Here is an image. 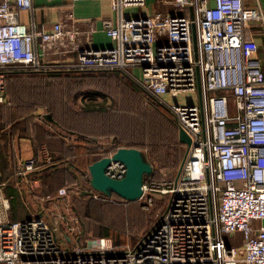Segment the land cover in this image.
<instances>
[{
	"label": "built area",
	"instance_id": "built-area-1",
	"mask_svg": "<svg viewBox=\"0 0 264 264\" xmlns=\"http://www.w3.org/2000/svg\"><path fill=\"white\" fill-rule=\"evenodd\" d=\"M254 2L160 0L170 10L149 13L147 0H110L114 19L101 23L114 46L96 49L90 20L67 12L52 30H38L34 0H0V105H9L11 67L117 70L167 106L191 139L176 177L144 182L143 208L165 195L166 209L136 247L118 249L106 238L82 246L79 238L70 248L68 233L42 215L9 221L10 203L0 195V264H264V81L256 46L245 39L250 23L264 26ZM186 95L198 101L167 102ZM40 160L53 162L45 146ZM38 162L19 164L17 176L29 179ZM105 173L123 179L126 166L112 161ZM235 232L243 247L224 241Z\"/></svg>",
	"mask_w": 264,
	"mask_h": 264
},
{
	"label": "trees",
	"instance_id": "trees-1",
	"mask_svg": "<svg viewBox=\"0 0 264 264\" xmlns=\"http://www.w3.org/2000/svg\"><path fill=\"white\" fill-rule=\"evenodd\" d=\"M5 76L9 105H0L2 127L13 124L11 127L19 130V136H33L38 143H47L51 150L54 146H62V161L69 162L77 171L89 169L95 161L112 155L120 148H136L142 153L147 149L146 158L151 165L157 163L160 167L177 168L187 150L179 140L178 123L169 108L143 90L128 73L63 65L38 70L16 66L8 68ZM80 99L83 104L77 106ZM97 99L101 100L96 103ZM108 100L112 101L111 107L103 105ZM41 109L48 112L47 120L78 136L82 144L69 145L35 123V115ZM111 136L115 144L106 152H100L96 143L93 145L91 142ZM53 162H38L34 172ZM14 168L17 177V164ZM14 175L11 181L15 180ZM48 177L45 186L52 185L51 188H56L59 182L61 186L70 187L77 181L67 168ZM153 177L155 174L146 175L144 182ZM113 197L117 198L113 203H100L91 197L87 200L84 217L94 224L99 223V238H108L114 244L122 242L120 237L133 235L136 247L153 228L155 221L138 208L140 200L129 202L116 193L105 198ZM11 204L13 208L16 206L14 199Z\"/></svg>",
	"mask_w": 264,
	"mask_h": 264
},
{
	"label": "crops",
	"instance_id": "crops-1",
	"mask_svg": "<svg viewBox=\"0 0 264 264\" xmlns=\"http://www.w3.org/2000/svg\"><path fill=\"white\" fill-rule=\"evenodd\" d=\"M151 8L149 13H153L158 11L159 9H167L170 10L169 6H164L160 4V0H147ZM264 10V0H258ZM249 5H254V0H246ZM34 21L38 30H52L54 24L58 22V20L64 19V16L67 12H71L73 16L76 18L86 21L90 20L93 23L94 33L92 35V42L90 43L91 48L96 49H108L109 47L114 46V41L106 36L102 29V19H114V13L112 12V8L110 6V0H87V1H77L72 2V0H34ZM71 11H70V10ZM20 20L22 23L29 24L30 22V14L26 11H23L20 16ZM81 28L88 29L86 24H81ZM245 39L247 42L254 44L256 46V57L258 58L261 70H262V80L264 81V26L259 22H252L245 30ZM70 59H75L73 56ZM5 106V105H2ZM37 115V113H36ZM35 115V116H36ZM41 119V120H40ZM1 122V121H0ZM35 123L39 126H42L50 133L58 136V138L63 140L65 143L69 145L78 146L82 144L79 141L78 136L62 129L61 127L54 124V122L50 119H46L44 116H36ZM13 125V124H12ZM2 127L0 123V154L4 156V161L0 160V195L7 199L10 203V209L7 211V219L10 221L9 212L13 211L12 201L16 203L15 207L18 209H23V204L25 202L31 201L32 203L38 204L36 208L38 213L44 216L45 210H49V203H52L51 206L56 205L57 203H61V201H68L69 197H71L70 191L72 192L78 186V180L76 183L72 184L70 187L61 186L60 182L56 185V188H51L45 186V181L48 179L50 175H58L62 171V169L66 168L61 166V163H65L62 161V146L51 150L47 143H38L39 141H35L33 136L23 138L21 135L19 136V130L16 127ZM29 140L30 144H32L33 156L29 158H34L39 160V163L42 164V160H40L41 150L45 146L47 150L52 155V160L54 161L52 165L44 168L43 170L36 171L29 175V179L18 178L14 175L16 168L15 165L21 164L19 161V151L16 150V144L20 140ZM54 145V144H53ZM60 146V145H57ZM51 150V151H50ZM27 158V159H29ZM26 159V160H27ZM25 160V161H26ZM10 161V164L8 162ZM24 161V162H25ZM44 164V163H43ZM61 166V167H60ZM69 172L77 173V169L75 166L69 163V167L67 168ZM14 175L15 180L11 181V176ZM17 175V174H16ZM52 187V186H51ZM73 187V188H72ZM31 188L30 193L27 194V190ZM58 189V190H57ZM65 190L66 193L61 194L60 191ZM46 190V191H45ZM56 194V196L54 195ZM53 196L54 199H58L57 202L54 200L46 202V199H50ZM74 197V194H73ZM30 199V200H29ZM52 208V207H51ZM18 210L17 212L19 213ZM33 211V210H32ZM49 212V211H48ZM70 220V219H69ZM12 221H20V220H12ZM11 221V222H12ZM51 224L55 226H59L57 217L55 216L54 221L48 220ZM73 222V220H70ZM57 223V225H56ZM76 227V226H75ZM108 239V238H106ZM110 240V239H109ZM111 241V240H110Z\"/></svg>",
	"mask_w": 264,
	"mask_h": 264
},
{
	"label": "rangeland",
	"instance_id": "rangeland-1",
	"mask_svg": "<svg viewBox=\"0 0 264 264\" xmlns=\"http://www.w3.org/2000/svg\"><path fill=\"white\" fill-rule=\"evenodd\" d=\"M147 11L151 8V5H149L148 1H147ZM70 10V9H69ZM144 10V9H143ZM71 11V10H70ZM135 12V10H132ZM131 73H133L137 78H140V73L138 70H134ZM82 99L79 100V102L77 103V106H81L83 104V101L81 102ZM99 100L101 99H97V102L95 100L96 103L99 102ZM197 97L196 95H186L185 97H179L178 100H173V99H168L167 102L169 104H179L180 102H188V103H195L197 102ZM111 103L112 101L108 100V101H104V106L106 107H111ZM77 106H75L77 108ZM149 106V105H148ZM235 112V108L232 105L231 106V110L230 113L233 114ZM47 111L46 109H41L40 111L37 112L36 116H46L47 115ZM41 120V119H40ZM93 143V145L95 144L99 149L100 152H106L109 151L115 144V140L114 137L111 136L110 138H97L95 141L92 140L91 141ZM16 150L19 151V161L22 163H24V161L33 156V151H32V144H30L29 140H20L19 142H17L16 144ZM186 152V151H185ZM184 152V155H185ZM144 157L146 158V155H148V150L146 149V151L143 152ZM184 155L182 156V160L180 162V165L184 159ZM0 160L4 161V156L2 154H0ZM148 160V159H147ZM5 162V161H4ZM8 164H10V161L8 162ZM179 167L177 168H169V167H160L158 166L157 163L152 164L153 167V172L152 174H155V177L147 179L146 183H151V182H156L157 183H161L163 182L165 179H173L174 177L177 176V173L179 171ZM61 166L68 168L69 167V162H65V163H61ZM60 166V167H61ZM76 171V170H75ZM75 171L71 174L73 176H75L78 180V186L76 187V189H74L72 192L70 191L71 197H69L68 201L63 202L61 201V203H57L56 205H52V203H49V210H45V214H44V218L54 221L55 216L58 217H62L63 219L66 218L65 221H63V224H61V220L58 218V224H59V228L60 230L63 232H67L68 235L72 238L73 241H66V243H64L66 246L73 248L74 246V242H76L77 239L80 238V244L82 246H87V242L89 240H97L99 238V234H97L99 232V229L101 227H99V223L94 224L93 222L87 220L84 217V212H85V208H87V200L89 201L91 199V197L93 198V196H96V199H94L95 201H98L100 203H102L103 201H109V203H113L117 198L113 197V198H109L106 199L105 197H108L104 194H101L99 192H93L91 190L90 187V179L91 176L89 175V169H84L83 171L78 170L77 173H75ZM49 182L51 184H53L52 180L49 179ZM48 184V182H46ZM52 186V185H50ZM51 187H49L50 189ZM31 188H29L27 190V194L30 193ZM46 191V190H45ZM82 191H87L89 194L88 195H83L81 192ZM74 194V197H73ZM56 196V194H54ZM104 196V197H101ZM53 196L52 198H48L46 199V202L54 200L55 202H57L58 199H54ZM154 203L147 207V208H143L144 203L140 200L139 202V209L141 211H143L144 213H147V215L149 216V219L154 220V226L153 228L156 226L158 220L160 219V216L164 214L165 212V202L167 199V196H161V195H154ZM30 200V199H29ZM23 209H18V207H14L13 211L9 212V217H10V221L12 220H28L31 217H34L35 215H41L38 213L37 211V207L38 204L32 203L31 201L25 202V204H23ZM52 207V208H51ZM18 210L19 213L17 212ZM33 210V211H32ZM49 211V212H48ZM77 220V224H74V222H71L70 220ZM112 223H114L113 221H111ZM76 226V227H75ZM68 227H75L76 228V232H71L69 230ZM152 228V229H153ZM151 229V230H152ZM150 230V231H151ZM149 231V232H150ZM148 232V233H149ZM144 234V233H142ZM146 236V235H145ZM120 237V236H119ZM144 238V237H143ZM132 239V242H130V240ZM133 239L134 236H126L125 238L120 237V240L122 242H116L113 244V247L115 248H123L125 246H129V247H134L133 243ZM224 241H226L227 245L231 246V247H243L244 246V240H243V236L242 233L240 232H235L232 235L230 234H226L224 235ZM112 243V241H111Z\"/></svg>",
	"mask_w": 264,
	"mask_h": 264
},
{
	"label": "water",
	"instance_id": "water-1",
	"mask_svg": "<svg viewBox=\"0 0 264 264\" xmlns=\"http://www.w3.org/2000/svg\"><path fill=\"white\" fill-rule=\"evenodd\" d=\"M179 140L186 145L187 149L191 145V139L183 129H179ZM112 161H120L125 164L126 176L123 179H112L106 175V168ZM152 172L151 163L140 150L120 148L111 156L102 157L89 167L90 187L93 192L97 191L108 197L116 193L126 201H137L143 196L142 187L146 175H151ZM81 193L89 194L87 191ZM262 223L264 224V221Z\"/></svg>",
	"mask_w": 264,
	"mask_h": 264
}]
</instances>
